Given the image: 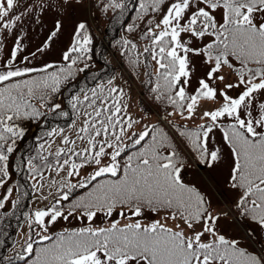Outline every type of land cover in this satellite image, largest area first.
<instances>
[{"label":"snow or ice","instance_id":"obj_1","mask_svg":"<svg viewBox=\"0 0 264 264\" xmlns=\"http://www.w3.org/2000/svg\"><path fill=\"white\" fill-rule=\"evenodd\" d=\"M124 7V0H108L102 10ZM136 11L138 19L155 14V23L148 20L141 37L149 40L143 51L154 64L151 92L155 100H164L173 108L169 117L175 113L191 119L198 109L202 112L204 123L194 130L185 127L177 131L187 138L198 162L209 168L227 149V190L233 198L226 210H213L207 193L185 183L182 173L188 165L167 135L155 127L130 132L137 122L121 120L119 102L109 107L108 96L102 97L94 88L91 97L84 93L82 99L73 96L69 101L77 113L78 105L85 102L92 110L84 113L76 131V139L86 142V147L77 151L70 146L76 140L63 136L64 147L54 154L57 173L66 172L59 198L28 216L30 232L16 258L24 260L28 255L26 264H264V246L256 248L258 241L253 239L257 232L264 233V0H139ZM33 13L31 3L0 0V51L4 40L14 37V46L0 59V187L10 176L8 154L26 135V129L16 121L41 118L43 113L31 101L39 94L40 107H46L45 96L59 92L62 82L73 75V66L89 59L86 54L92 44L86 24L80 22L63 54V59L70 61L67 67L52 72L14 67L25 51L16 30ZM62 27L57 20L36 51L47 49ZM122 43L128 46L130 41ZM88 66L84 63L78 71ZM33 71L46 74L20 79ZM103 92L99 87V93ZM207 102H214L213 106L207 107ZM60 108L53 104L50 110ZM214 129L222 134L223 148L209 146ZM62 132L53 129L44 135L51 138ZM45 143L48 141L40 143L37 155L27 160L32 181L42 180V169L48 167V157L42 154ZM87 167L92 171L81 175ZM71 177L79 179L73 183ZM32 187L36 189L37 184ZM77 188L84 189V194L71 200L68 210L58 208ZM12 192L8 187L0 198V209ZM17 203L11 201L13 207ZM70 217L85 226L65 229L55 239L45 234L58 218L68 221ZM222 219L236 222L246 243L226 235L220 228ZM34 226L40 229L35 241L31 234ZM44 241L50 243L34 249V243Z\"/></svg>","mask_w":264,"mask_h":264},{"label":"trees","instance_id":"obj_2","mask_svg":"<svg viewBox=\"0 0 264 264\" xmlns=\"http://www.w3.org/2000/svg\"><path fill=\"white\" fill-rule=\"evenodd\" d=\"M104 2L105 0H91L92 5L90 10L93 11L102 8L103 4H105ZM124 4L125 7L123 9H111L109 14H104L102 21L100 17L98 18L100 21H98L96 16L93 17L95 19L93 22L90 20L85 21L87 31L92 38V44L89 46L90 51L86 54L89 59L83 62L78 61L73 66V75L66 82H62L59 92L54 94L50 93L45 96L44 103L46 107H40L39 94L36 99L31 101L43 113L38 121H16L27 123L25 127L22 126L26 129V135L17 141L13 153L8 154L10 176L5 186L0 187V198L7 194L8 187H14L16 189V197L13 200L18 201L15 207L10 204L9 207L0 209V264H26V261L30 259L28 255H25L24 260H20L16 258V255L9 257L6 254L8 247L15 239L18 226L25 219V214L29 212L32 181L29 179L26 162L30 155L36 151L37 143L42 140L38 139V137L46 138L44 134L50 131L52 126L64 125L76 115V112L69 103L73 96H80L82 99L83 94L87 93L91 97V90L95 88L102 97L108 96L107 105L109 107H112L118 101L122 111L117 115L121 120H127L124 109L125 86L113 87L108 83L114 75L120 76L121 80L123 79L126 84H130L131 87L139 89L140 95L143 94V96L149 99L151 105L144 103L139 96V102L137 103L142 112L147 116L151 115L153 118V122L148 128L155 127L167 135L172 148L176 149L183 156L185 162H189V158L184 153V147L191 146L187 138L179 136L182 142L181 145L176 137L178 134L173 135L156 115H152L154 112L165 115L167 111L173 110L166 101L155 100V94L151 92V88L155 82L154 64L151 61L150 55L143 51L149 45V40L147 38L141 39V37L149 26L148 20H153V23H155L153 19L155 14L149 13L143 19H138L137 17L140 14L136 9L139 7V0H124ZM129 25L132 26L131 31L127 30ZM124 40L130 41V44L124 46L122 43ZM131 44H135L136 48L133 49ZM72 55L76 54L74 53ZM116 58L120 59L118 60L119 65L115 63L114 59ZM68 63L70 61L54 63L51 64V67L47 66L42 69H47V72L57 71L59 68L67 67ZM84 63L89 65L88 68L83 72L78 71V69L84 67ZM44 74L46 73L33 71L20 79L39 78ZM140 74L143 75L142 78ZM99 87H103V93H99ZM112 89H116V91L112 92ZM87 103L78 105V109L87 107ZM53 104H60L61 108L53 112L50 110ZM97 106H99V101L97 102ZM61 113H67V115H62ZM185 127L189 130H194L197 126L181 124L178 129ZM54 154L48 157V164L56 163ZM84 192V189L77 188L71 194L69 201H61L57 207L68 210L70 201L83 195ZM9 202H5V205L9 204ZM62 232L64 230L53 233L50 236L55 239V236ZM49 243L50 241H44L43 244L34 243L33 247L35 249L36 247Z\"/></svg>","mask_w":264,"mask_h":264},{"label":"rangeland","instance_id":"obj_3","mask_svg":"<svg viewBox=\"0 0 264 264\" xmlns=\"http://www.w3.org/2000/svg\"><path fill=\"white\" fill-rule=\"evenodd\" d=\"M23 2L31 3L34 7V13L30 16L24 18L21 22L19 28L16 30L19 33V38L22 41V47L25 48V51L19 54L18 60L15 62L14 67H39L47 64L50 61L54 60H64L63 54L67 48L71 45L72 37L74 34V29L76 25L80 22H83L85 19H90L92 22L95 21L90 15L89 3L88 1L84 3H77L76 0H69L68 3H62V0H23ZM119 2V0H118ZM43 4V11L41 12L40 6ZM101 19V18H100ZM59 20L63 25L61 32L55 38L54 42L45 49L43 52H37L36 49L42 46L43 41L49 34L55 22ZM103 20V17L101 21ZM100 21V20H99ZM14 46V37L8 36L4 40V50L0 51V59H4L7 55L8 50ZM31 53H36L33 57ZM24 56H28L27 61L23 60ZM199 75V73H197ZM115 84H123L126 90L131 88L135 90L134 87H131L130 84H126L122 79L121 82L113 79ZM195 80H193L192 87H195ZM192 91V88L189 89ZM131 97L127 96L126 104L130 101V104L127 106L128 115L137 119V123L133 124L130 132L141 131L144 128H141L144 123L148 120H151V117L143 118V112L139 111L137 104V94L135 91H132ZM143 95V94H141ZM229 95H235V92H229ZM143 102L147 105H151L149 100H144ZM214 102H207V107H212ZM206 110V109H205ZM88 112V109H84L79 112L68 124L63 126H54L51 130L55 129L57 133H60V130H63L62 134H55L51 138L47 137L43 139L40 143H43L44 140H47L48 143H45L44 154L55 153L60 147H64L62 144L63 136L66 135L73 140H76L75 145H70L79 151L86 147V142L76 139V131L81 127L83 120L85 119L84 113ZM174 112V111H173ZM174 120L177 122L190 123V124H201L205 121L201 119L202 112L198 109L196 114L191 119H182L179 114H173ZM71 125V127H70ZM213 139L209 141V146L211 148L215 147H224L222 145V134L218 129H214L211 134ZM39 143V144H40ZM36 154L31 157H35ZM73 159H77L73 157ZM63 160V158H62ZM62 160L60 161L62 163ZM34 163L40 164L39 160H35ZM57 166L51 165L44 171L43 179L41 180L38 177L37 181H32L37 184L36 189L32 190V196L30 199V211L26 218L22 221L20 226L17 229L16 238L13 244L9 247V252H14L16 249H19L22 245H25L30 229L28 227L27 219L35 210L44 209L50 207L52 203H56V200L59 198V190L61 185L64 182L66 176L65 171H60L57 173ZM92 171L91 167L81 170V175H85L87 172ZM229 171V158L227 149L224 148V155L220 161H218L214 167L209 168L204 165L201 170L197 166L188 165L184 172V181L191 182L195 184L198 188L207 193L208 198L212 202V208L215 211H224L228 206V201L233 198V194L227 190V177ZM73 183L76 182L79 177L69 178ZM13 192L9 197V200H13L16 197V189L14 187ZM65 191L67 189H64ZM7 203L9 201H6ZM9 204H6L5 207H9ZM63 210V209H62ZM65 210V209H64ZM66 211V210H65ZM159 218V217H154ZM47 219V218H46ZM99 223V221H97ZM171 226V221L168 222ZM85 226L81 221L76 220L75 218H69L68 221L58 218L54 224L48 225L47 235L63 229H74ZM104 226V225H101ZM35 227V226H34ZM221 230L229 236H236L241 239L242 243H246L244 239L243 229L237 226V223L229 220L222 219L220 221ZM36 232H40L38 227H35V231L32 232V238H37ZM254 240L258 241L255 244V247L264 246V233L257 232L253 237Z\"/></svg>","mask_w":264,"mask_h":264}]
</instances>
